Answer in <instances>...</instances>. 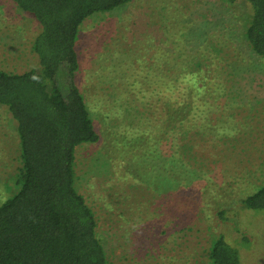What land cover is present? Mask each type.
Segmentation results:
<instances>
[{
    "label": "rangeland",
    "instance_id": "obj_1",
    "mask_svg": "<svg viewBox=\"0 0 264 264\" xmlns=\"http://www.w3.org/2000/svg\"><path fill=\"white\" fill-rule=\"evenodd\" d=\"M251 13L227 0H133L81 25L76 82L99 141L76 149L74 187L109 264H211L220 235L240 264H264V211L242 206L264 186V59L245 41ZM40 29L0 0V70L39 67ZM174 40L188 52L205 42L214 60L209 73L202 65L191 96L187 79L166 87ZM188 96L189 118L166 109ZM16 128L0 106V205L17 192Z\"/></svg>",
    "mask_w": 264,
    "mask_h": 264
},
{
    "label": "trees",
    "instance_id": "obj_2",
    "mask_svg": "<svg viewBox=\"0 0 264 264\" xmlns=\"http://www.w3.org/2000/svg\"><path fill=\"white\" fill-rule=\"evenodd\" d=\"M10 1L32 16L41 29L33 43L39 67L22 74L0 70V106L6 107L16 122L21 150L17 192L0 205V264H109L96 235L94 214L74 187L76 149L99 141L76 82L77 41L88 18L110 13L133 0ZM227 2L250 6L245 41L264 59V0ZM200 45L188 52L173 41L166 53L175 55L168 60L166 87L174 90L187 79L184 90L191 96L202 65L206 64L203 74L212 71L214 60L205 54V42ZM181 61L183 66H179ZM156 73L158 78L161 73ZM186 102L172 111V103L167 102L166 109L184 114L185 120L195 108L189 96ZM242 206L264 211V186L243 199ZM209 259L211 264H240L238 250L223 235L211 245Z\"/></svg>",
    "mask_w": 264,
    "mask_h": 264
}]
</instances>
